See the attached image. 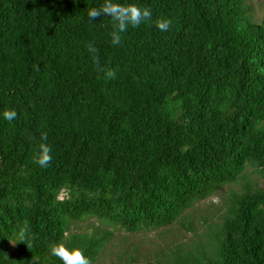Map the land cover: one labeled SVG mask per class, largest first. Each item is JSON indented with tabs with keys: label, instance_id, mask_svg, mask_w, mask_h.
I'll list each match as a JSON object with an SVG mask.
<instances>
[{
	"label": "trees",
	"instance_id": "16d2710c",
	"mask_svg": "<svg viewBox=\"0 0 264 264\" xmlns=\"http://www.w3.org/2000/svg\"><path fill=\"white\" fill-rule=\"evenodd\" d=\"M112 2L153 15L113 43L88 15L108 0H0V264H94L114 230L174 224L193 237L159 264H264V20L248 0ZM225 185L196 233L187 210Z\"/></svg>",
	"mask_w": 264,
	"mask_h": 264
},
{
	"label": "rangeland",
	"instance_id": "374dc122",
	"mask_svg": "<svg viewBox=\"0 0 264 264\" xmlns=\"http://www.w3.org/2000/svg\"><path fill=\"white\" fill-rule=\"evenodd\" d=\"M253 18L257 22L264 20V0H248ZM219 188L208 198L195 202L187 210L185 221H189L195 228L196 233L206 230L207 224L219 221V202L223 191ZM84 223H80L78 228ZM170 230H145L137 233H127L123 230H114L110 240L105 244L104 251L94 264H119L122 261H135L139 264H159L160 247L169 242H188L193 237V232L180 224H174Z\"/></svg>",
	"mask_w": 264,
	"mask_h": 264
},
{
	"label": "clouds",
	"instance_id": "9594fccd",
	"mask_svg": "<svg viewBox=\"0 0 264 264\" xmlns=\"http://www.w3.org/2000/svg\"><path fill=\"white\" fill-rule=\"evenodd\" d=\"M101 13L107 14L113 18L116 22L115 26L117 31L113 33V43L120 42V33L127 30L129 24L132 26H138L140 23L152 17V10L148 7L130 6L122 7L119 3H114L112 0H108V3L102 8H93L89 11L88 15L95 17ZM171 21L167 19H162L158 23V27L161 30H167L169 28ZM106 77L114 78L116 76L115 70H108L105 73ZM4 118L11 121L17 117V112L14 109H9L3 113ZM52 160L51 148L50 146L44 145L42 153L39 155L37 162L46 166ZM77 256L81 261V264H85L84 257L82 253L77 252ZM67 264H73L72 260H68Z\"/></svg>",
	"mask_w": 264,
	"mask_h": 264
}]
</instances>
